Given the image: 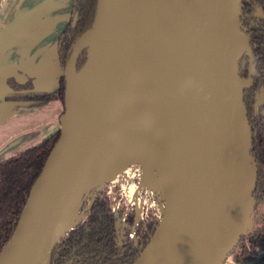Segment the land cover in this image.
Returning <instances> with one entry per match:
<instances>
[{
	"label": "water",
	"instance_id": "water-1",
	"mask_svg": "<svg viewBox=\"0 0 264 264\" xmlns=\"http://www.w3.org/2000/svg\"><path fill=\"white\" fill-rule=\"evenodd\" d=\"M130 50L148 66L164 109L175 113L183 136L164 226L160 221L133 264L161 227L158 264H226L249 232L258 167L242 96L252 86L254 58L242 30L240 0H98L95 21L74 44L64 69L60 137L0 264H44L62 211L80 215L99 184L72 189L86 158L111 136L110 99ZM84 51L87 60L77 71ZM245 55L246 80L239 75ZM63 238L50 250L48 264Z\"/></svg>",
	"mask_w": 264,
	"mask_h": 264
},
{
	"label": "trees",
	"instance_id": "trees-1",
	"mask_svg": "<svg viewBox=\"0 0 264 264\" xmlns=\"http://www.w3.org/2000/svg\"><path fill=\"white\" fill-rule=\"evenodd\" d=\"M98 0H75L73 18L58 41V55L64 71L76 41L91 29L97 12ZM242 30L249 38L253 54L252 86L242 96L252 132V161L258 167V183L254 192L256 205L264 204V117L256 113V104L264 94V0H240ZM87 60V51L81 53L76 69L79 71ZM250 60L245 55L239 63V75L249 78ZM14 84L16 91L28 88ZM66 81L60 79V91L48 99L65 100ZM45 98V97H44ZM32 97H14L29 100ZM60 130L41 144L30 148L12 159L0 162V253L11 239L33 185L40 176L47 159L56 145ZM135 209L125 216L126 231L122 238L118 223L123 210L117 215L107 192L96 193L86 219L75 226L56 246L51 264H133L150 243L160 221L139 223L132 234ZM262 250L259 261L254 262L253 251ZM234 264H264V228L243 234L231 254Z\"/></svg>",
	"mask_w": 264,
	"mask_h": 264
},
{
	"label": "bare ground",
	"instance_id": "bare-ground-1",
	"mask_svg": "<svg viewBox=\"0 0 264 264\" xmlns=\"http://www.w3.org/2000/svg\"><path fill=\"white\" fill-rule=\"evenodd\" d=\"M159 96L148 66L130 50L122 79L110 99V115L106 122L111 136L86 158L82 172L72 182L74 192L88 187L91 182L113 181L121 172L137 164L142 169L141 186L162 191L165 202L174 195L171 176L179 162L183 136L175 113H166ZM166 216L165 210L162 226ZM83 218V215L76 216L74 210L62 211L48 253L43 257L44 264H48L53 246ZM161 236L162 227L137 264H158Z\"/></svg>",
	"mask_w": 264,
	"mask_h": 264
},
{
	"label": "crops",
	"instance_id": "crops-1",
	"mask_svg": "<svg viewBox=\"0 0 264 264\" xmlns=\"http://www.w3.org/2000/svg\"><path fill=\"white\" fill-rule=\"evenodd\" d=\"M73 5L74 0H0V157L33 148L61 128L64 105L48 98L60 89L58 40ZM26 83L21 91L12 87Z\"/></svg>",
	"mask_w": 264,
	"mask_h": 264
},
{
	"label": "rangeland",
	"instance_id": "rangeland-1",
	"mask_svg": "<svg viewBox=\"0 0 264 264\" xmlns=\"http://www.w3.org/2000/svg\"><path fill=\"white\" fill-rule=\"evenodd\" d=\"M259 109L260 112L264 114V95L260 98ZM29 148V145L20 148L16 150L15 154H11L10 156H7V158L6 156H2L0 157V161L12 159L19 153H22ZM141 173V167L136 164L129 167L126 172H121L113 181L106 180L97 184L94 191L87 195L85 203L81 208L80 215H83V220H85L87 216L89 207L96 193L107 192V194L111 197L113 211L117 215H120V211L123 210V214H121L120 221L118 223L119 228H123L125 226L124 217L129 215L132 207L135 209V219L131 232L132 234L135 232L139 223L146 224L153 219L161 221L165 211V195L164 193L162 194V191L160 190L155 191L141 186ZM262 228H264V205L260 203L253 210L249 220L248 230L252 233ZM252 254L255 260L254 262L259 261L262 256V252L257 250ZM226 264H234L232 256H230Z\"/></svg>",
	"mask_w": 264,
	"mask_h": 264
},
{
	"label": "flooded vegetation",
	"instance_id": "flooded-vegetation-1",
	"mask_svg": "<svg viewBox=\"0 0 264 264\" xmlns=\"http://www.w3.org/2000/svg\"><path fill=\"white\" fill-rule=\"evenodd\" d=\"M74 4H75V2H74ZM73 10H74V5H73ZM73 10H72V16H71V19H70V21H69V23L68 24H70V22H71V20H72V18H73V24H74V22H75V19H76V15H74L73 16ZM68 26V25H67ZM66 26V27H67ZM66 29V28H65ZM64 29V30H65ZM63 30V31H64ZM62 34V33H61ZM60 37V36H59ZM59 41V40H58ZM249 73H250V67H249ZM251 74H252V69H251ZM28 84V83H27ZM59 91H60V89H59ZM59 91H58V93H59ZM264 95V94H263ZM262 95V96H263ZM261 96V97H262ZM260 97V98H261ZM260 98H259V101L257 102V104H256V113L258 114V115H260V116H263L264 117V114L262 113V112H260V109H259V103H260ZM63 104V103H62ZM64 105V104H63ZM260 204V203H259ZM258 204V205H259ZM261 204H263V203H261ZM264 205V204H263ZM90 208V207H89ZM86 219V218H85ZM84 221V220H83ZM124 223H125V218H124ZM119 228V227H118ZM124 231V232H123ZM119 232H120V235H121V237L123 238L124 237V235H125V233H126V231L123 229V228H119ZM256 251V250H255ZM257 251H261L262 252V255H263V251L262 250H259V249H257ZM254 252V251H253ZM262 257V256H261Z\"/></svg>",
	"mask_w": 264,
	"mask_h": 264
}]
</instances>
